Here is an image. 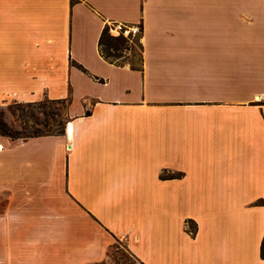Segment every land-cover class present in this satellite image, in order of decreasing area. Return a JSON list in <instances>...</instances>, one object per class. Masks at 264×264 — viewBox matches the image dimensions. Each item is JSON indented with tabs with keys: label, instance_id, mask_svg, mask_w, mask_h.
<instances>
[{
	"label": "crops",
	"instance_id": "crops-1",
	"mask_svg": "<svg viewBox=\"0 0 264 264\" xmlns=\"http://www.w3.org/2000/svg\"><path fill=\"white\" fill-rule=\"evenodd\" d=\"M41 100L71 121L0 136V264H264V0H0V106Z\"/></svg>",
	"mask_w": 264,
	"mask_h": 264
},
{
	"label": "rangeland",
	"instance_id": "rangeland-1",
	"mask_svg": "<svg viewBox=\"0 0 264 264\" xmlns=\"http://www.w3.org/2000/svg\"><path fill=\"white\" fill-rule=\"evenodd\" d=\"M117 25L136 26L123 23H110L106 28H108L111 37L113 36L110 29ZM113 38L124 37L118 36ZM125 40V44L124 42L122 44L124 46H119L120 48L118 49L116 46H114V49H108L106 45L103 46V54L106 56L110 53V60L114 63H127L138 68L140 64V34L134 40ZM70 104V100H41L31 104L0 106V134L4 132L3 130L7 129L16 140H23L26 136H32L37 130L43 134H59L50 136H62L68 122L71 121ZM3 123L8 128H5L2 125ZM5 202V196L0 197V212L4 209ZM110 255L120 264H128L133 260L126 253L123 243L117 238H115L114 245L110 250Z\"/></svg>",
	"mask_w": 264,
	"mask_h": 264
},
{
	"label": "trees",
	"instance_id": "trees-1",
	"mask_svg": "<svg viewBox=\"0 0 264 264\" xmlns=\"http://www.w3.org/2000/svg\"><path fill=\"white\" fill-rule=\"evenodd\" d=\"M124 42H126V40L124 38H113L110 36L108 28L104 29V31L102 32V35L100 37V41H99V46L102 52V55L109 61L110 60V53L108 55H104L103 54V46H108V49H114V46H116V48H120L119 46H124L122 45ZM113 62V61H111ZM116 63V62H115ZM5 128H8L6 126V124H2ZM4 132L2 134H0L1 136H6V137H10L12 139H16L14 136L11 135L10 131H8L7 129L3 130ZM62 134V133H61ZM50 135H59V134H43L41 132H39L38 130L36 132H34V135L32 136H26V138H31V137H41V136H50Z\"/></svg>",
	"mask_w": 264,
	"mask_h": 264
},
{
	"label": "built area",
	"instance_id": "built-area-1",
	"mask_svg": "<svg viewBox=\"0 0 264 264\" xmlns=\"http://www.w3.org/2000/svg\"><path fill=\"white\" fill-rule=\"evenodd\" d=\"M110 32L113 37L121 36L128 40H134L140 34V28L137 25L133 27L127 25H117L113 26L110 29Z\"/></svg>",
	"mask_w": 264,
	"mask_h": 264
}]
</instances>
